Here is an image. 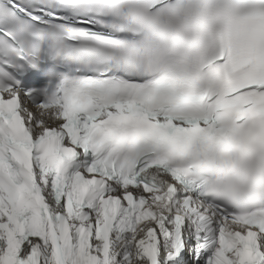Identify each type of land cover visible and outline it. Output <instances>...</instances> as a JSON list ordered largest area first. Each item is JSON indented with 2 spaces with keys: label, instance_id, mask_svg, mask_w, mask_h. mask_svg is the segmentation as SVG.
I'll return each mask as SVG.
<instances>
[{
  "label": "snow or ice",
  "instance_id": "snow-or-ice-1",
  "mask_svg": "<svg viewBox=\"0 0 264 264\" xmlns=\"http://www.w3.org/2000/svg\"><path fill=\"white\" fill-rule=\"evenodd\" d=\"M0 264H264V0H0Z\"/></svg>",
  "mask_w": 264,
  "mask_h": 264
}]
</instances>
